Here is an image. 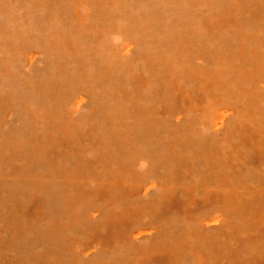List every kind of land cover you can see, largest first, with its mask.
Segmentation results:
<instances>
[{
  "label": "rangeland",
  "instance_id": "374dc122",
  "mask_svg": "<svg viewBox=\"0 0 264 264\" xmlns=\"http://www.w3.org/2000/svg\"><path fill=\"white\" fill-rule=\"evenodd\" d=\"M0 264H264V0H0Z\"/></svg>",
  "mask_w": 264,
  "mask_h": 264
},
{
  "label": "bare ground",
  "instance_id": "6f19581e",
  "mask_svg": "<svg viewBox=\"0 0 264 264\" xmlns=\"http://www.w3.org/2000/svg\"><path fill=\"white\" fill-rule=\"evenodd\" d=\"M100 30H101V29H100ZM100 30H96V31H94V32H95V33H96V32L98 33Z\"/></svg>",
  "mask_w": 264,
  "mask_h": 264
}]
</instances>
